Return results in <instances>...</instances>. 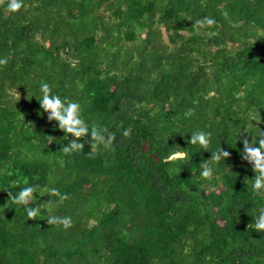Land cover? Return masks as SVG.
I'll use <instances>...</instances> for the list:
<instances>
[{
	"label": "trees",
	"instance_id": "obj_1",
	"mask_svg": "<svg viewBox=\"0 0 264 264\" xmlns=\"http://www.w3.org/2000/svg\"><path fill=\"white\" fill-rule=\"evenodd\" d=\"M24 5L0 6V264H264V233L249 227L264 196L241 156V137L264 132V0ZM204 17L216 25L194 27ZM41 82L115 133L113 150L85 137L61 151L74 137L48 121ZM197 131L231 153L212 178ZM27 186L36 220L9 197Z\"/></svg>",
	"mask_w": 264,
	"mask_h": 264
},
{
	"label": "clouds",
	"instance_id": "obj_2",
	"mask_svg": "<svg viewBox=\"0 0 264 264\" xmlns=\"http://www.w3.org/2000/svg\"><path fill=\"white\" fill-rule=\"evenodd\" d=\"M7 4L6 10L10 13H16L24 8V0H0V6ZM216 20L211 17H204L195 20L194 27L198 29H207L216 25ZM8 58H0V66L7 65ZM41 97L37 98L41 108L47 113L49 122H57L59 130L63 131L67 136L70 135L74 139L70 140L69 144L65 145L61 151L65 154L80 152L85 148V143L80 141L85 137L88 138V145L90 149H96L102 146L104 150H113V144L116 139L115 133L109 131L105 126H100L95 123L89 124L82 115L83 109L79 102L62 99L60 95L53 94L51 86L47 82H41L40 86ZM194 109H189L185 115L190 116ZM131 129L124 131L123 135L128 137ZM243 141V150L241 152L242 159L252 165L255 172L252 178V188L256 194L264 196V132L259 136L253 135L251 139L245 136L241 137ZM212 143V134L205 131H197L191 134L190 144L199 145L201 149L211 153V158L204 160L200 167L202 169L201 175L203 178H212L214 175V166L218 165L222 160L231 157V153L224 150L222 147L215 151H209ZM186 152H177L170 159L177 157H185ZM248 179L246 178V181ZM38 186H27L20 189L16 194L9 192L10 199L16 204L25 206L28 219L36 220L40 214L41 207H29L32 202L37 199L35 194L38 192ZM43 191L49 196H58L60 200H66V195H61L59 190L52 187H46ZM48 202V204H50ZM49 208V212L51 213ZM258 215L254 218V223L249 225L255 231L264 233V207H260ZM49 225L62 226L64 229H70L73 222L70 216H58L50 214L47 218Z\"/></svg>",
	"mask_w": 264,
	"mask_h": 264
}]
</instances>
